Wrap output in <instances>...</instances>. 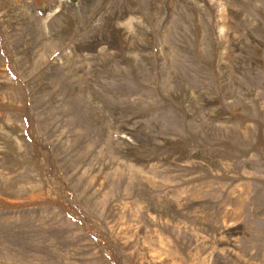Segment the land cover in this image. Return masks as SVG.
I'll list each match as a JSON object with an SVG mask.
<instances>
[{
	"label": "rangeland",
	"instance_id": "1",
	"mask_svg": "<svg viewBox=\"0 0 264 264\" xmlns=\"http://www.w3.org/2000/svg\"><path fill=\"white\" fill-rule=\"evenodd\" d=\"M0 264H264V0H0Z\"/></svg>",
	"mask_w": 264,
	"mask_h": 264
}]
</instances>
